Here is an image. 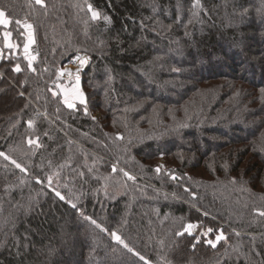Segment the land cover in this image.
Wrapping results in <instances>:
<instances>
[{
	"label": "trees",
	"instance_id": "obj_1",
	"mask_svg": "<svg viewBox=\"0 0 264 264\" xmlns=\"http://www.w3.org/2000/svg\"><path fill=\"white\" fill-rule=\"evenodd\" d=\"M193 3L0 0V264H264V0Z\"/></svg>",
	"mask_w": 264,
	"mask_h": 264
},
{
	"label": "snow or ice",
	"instance_id": "obj_2",
	"mask_svg": "<svg viewBox=\"0 0 264 264\" xmlns=\"http://www.w3.org/2000/svg\"><path fill=\"white\" fill-rule=\"evenodd\" d=\"M34 2H35L36 5H40V6H42V7L44 6V0H34ZM192 7H193V8H197V9L201 8L200 0H194V3H193V5H192ZM88 11L91 12V18H92L93 20H99V19H101V13H99V12H97L95 9H93L92 5H90V4L88 5ZM5 15H6V14H5L4 11H0V25L7 26V25H9V24L11 23L10 20H8L7 18H5ZM192 15H193V16H196L197 13H196V12H193ZM262 15H264V10H262ZM103 20H104L105 22H107V23H111L110 18H109L108 16H106V15L103 16ZM15 23H16L17 25H20L22 22H21L20 20H16ZM189 23H191V21H189ZM23 27H24L25 29L28 30V35H27L28 43H26V44L24 45V51H25L26 58L28 59V67H29V68H32V61L35 60L36 57H35V56H28V47H29V44L35 42V41H34V37H33V31H32V29H33V25H32L31 23H28L27 21H24V22H23ZM3 35H4V39H5V47H6V48H9V49L13 48L14 45L10 42V38H11L12 33L6 31V32H4ZM157 59H159V58H157ZM77 60L79 61L80 66L82 67V66H84V65H86V64L88 63L89 57H88L87 55H84V56H77ZM14 70H15L16 72H20V71H21V68H20V66L17 64V65L15 66V69H14ZM64 71H65V72H68V74L71 75V72H70L69 70H64ZM173 71H179V69H173ZM61 75H63V73H61ZM76 84H77V86L79 85V69H77ZM262 91H264V90H262ZM54 94H55V93H54ZM21 95H23V93H21ZM64 102L67 104V106H68L69 108H73V107L75 106L73 103H71V102L69 101V99H68L67 96H65ZM80 102H81V103H85L82 94H81V96H80ZM29 125H31V121H29ZM186 126H187V125H181V127H186ZM121 138H122V137H121ZM29 142L32 143V141H29ZM2 155H4V154H3V153H0V156H2ZM6 158H7V157H6ZM13 163H15V161H13ZM16 166H17L18 168L20 167V165H18V164H17ZM160 170H161L160 167H157V168H156V171H157V172H159ZM113 171H116V167H115V165H113ZM123 174H124V176H126L128 179H131V180H134V179H135L134 176H130L127 172H124ZM171 179L175 180V179H177V177H176L175 175H172ZM235 180H236V178H233V182H235ZM186 191H187V189H186ZM56 195H57L58 197H60L61 200L64 199V197H63L59 192H56ZM72 207L75 208L76 205L73 204ZM207 214H208V213H205V215H207ZM82 215H83V213H82ZM259 215H260V216H264V211H259ZM88 219H91V218L88 217ZM91 222H92L93 224L96 223L95 220H92ZM97 227H99V225H97ZM195 227H197V226H196V225H193V224H188V225L184 228V232H188L189 234H191V230H192L193 228H195ZM211 231H212V229L209 228V229H208V232H211ZM184 232H178L177 235H183ZM111 235H112V237H113L117 242H119V243H121V244H124V241L121 239V237H120L119 235H117L116 232H112ZM225 239H226V237L224 236V234H223L222 231L220 232L219 235L216 236V241H221V240H225ZM198 242H199V241H197V243H198ZM207 243L210 244V245H212L213 247H215V243H214L212 240H208ZM124 247H125V248H128V245H127V244H124ZM193 247H195V245H193ZM128 251H129V252H132L133 249L128 248ZM136 255H139V253H136ZM140 259L143 260L144 257H143V256H140Z\"/></svg>",
	"mask_w": 264,
	"mask_h": 264
},
{
	"label": "rangeland",
	"instance_id": "obj_3",
	"mask_svg": "<svg viewBox=\"0 0 264 264\" xmlns=\"http://www.w3.org/2000/svg\"><path fill=\"white\" fill-rule=\"evenodd\" d=\"M31 45H33V43L29 44V47ZM39 52H40V50H39ZM23 55H24L25 59L28 60L26 58L24 49H23ZM80 56H84V55H80ZM78 62L79 61L76 58L71 64H68L67 66H65L64 69L62 68L63 70H69L71 72V75H69L68 72H65V71L61 72V73H63V75H61L58 72V75L60 77L59 79H61V80H63L65 82V85L63 87L64 88V91H63L64 99H65V96H67L69 101L71 103H73L74 105H76V104H84V103L80 102L81 94L83 95L84 101L86 102L85 94L82 92L80 86L79 85L77 86V84H76L77 69H79V81L81 79V73L85 72L82 68H79ZM32 63H34V62H32ZM191 232L192 233H197V234L201 233L200 230H195L194 231L193 229H192ZM213 242L216 243V240L213 241Z\"/></svg>",
	"mask_w": 264,
	"mask_h": 264
},
{
	"label": "crops",
	"instance_id": "obj_4",
	"mask_svg": "<svg viewBox=\"0 0 264 264\" xmlns=\"http://www.w3.org/2000/svg\"><path fill=\"white\" fill-rule=\"evenodd\" d=\"M5 18H6V16H5ZM7 26L0 25V62H1L4 54L6 53V51H12V52L16 53L17 50H18L16 42H15V40H14L12 35H11V38H10V42L14 45V47L11 48V49L5 47V39H4V35L3 34L6 31L10 32L9 28Z\"/></svg>",
	"mask_w": 264,
	"mask_h": 264
},
{
	"label": "built area",
	"instance_id": "obj_5",
	"mask_svg": "<svg viewBox=\"0 0 264 264\" xmlns=\"http://www.w3.org/2000/svg\"><path fill=\"white\" fill-rule=\"evenodd\" d=\"M26 34L28 35V30L26 29ZM39 45L37 42L33 43V45H31L29 48H28V56H35L36 59L33 60L32 62H36L38 57H39ZM78 65H79V68H82L84 71H86L88 69V66H89V60H88V63L84 66H80V63L78 62ZM65 68V67H64ZM63 68V69H64ZM63 69H60L59 70V73L61 74L62 71H64Z\"/></svg>",
	"mask_w": 264,
	"mask_h": 264
}]
</instances>
